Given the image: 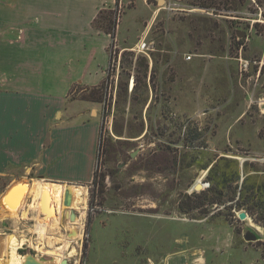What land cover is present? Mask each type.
Here are the masks:
<instances>
[{"label":"rangeland","instance_id":"1","mask_svg":"<svg viewBox=\"0 0 264 264\" xmlns=\"http://www.w3.org/2000/svg\"><path fill=\"white\" fill-rule=\"evenodd\" d=\"M6 1L18 9L19 0ZM205 4L184 0L183 10L167 11L160 10L155 0H124L121 9L118 0H104L93 8V15L89 12L87 29L93 35L91 39L94 37L95 45L104 42L106 46L103 80L84 88L79 81L73 82L62 97L56 96L59 100L52 103L49 118L50 129L65 121L100 122L93 176L87 156L94 137L90 141L92 135L87 131L80 137V144L85 146L88 141L87 150L80 147L74 156L81 166L63 174L71 179H88L63 182L66 188L71 187L75 199L71 207L57 200L56 215L48 221L39 210L36 194L28 192L16 213L8 212L3 201L13 183L43 182V172L29 170L24 177L0 175V264H8L12 236L17 238V246L21 243L20 254L45 257L46 264H60L63 259L73 264H124L135 256L145 264V257L159 255L158 241L153 242L156 234L178 237L185 228L183 222H178L169 230L170 222H161L153 215L187 223L205 218L198 209H187L186 203V197L203 192L194 189L200 176L208 171L199 167L202 163L227 151L241 162L257 164L264 176V0H208ZM32 18L38 21L37 16ZM206 22L217 27L208 38L205 35L209 32L197 33L191 27H203ZM109 32L116 33L122 51L117 100L126 87L129 95L125 120L119 122L124 123L122 137L114 129V121L120 118L116 107L104 110L110 61V38L104 33ZM24 33L11 32L17 39H23ZM85 36L86 31H74V40H86ZM143 40L153 42L154 50L138 53L137 45ZM94 50L97 53V47ZM150 53L155 54L154 60ZM188 55L192 59L187 60ZM142 56L151 61L147 78L143 77L144 68L136 66ZM11 59L16 61L15 52H11ZM97 60L100 65L102 60ZM244 62L249 63L247 68ZM133 80L134 85L138 83L136 90H144L146 81L150 87V101L145 108L137 101V94L131 97ZM112 115V131L107 129L105 144L110 139L124 140L116 143L122 154L111 160L104 154L99 164L102 131ZM141 131L142 135L136 136ZM76 188L84 194H78ZM214 208L207 217L227 221L233 227L237 245L243 248L239 264H264V227L244 209L236 210L247 213L248 218L242 220L234 210ZM70 209L77 213L74 221L69 219ZM45 221L48 224L41 234L40 222ZM74 229L77 234L73 235ZM249 230L262 235L247 240L244 236Z\"/></svg>","mask_w":264,"mask_h":264},{"label":"crops","instance_id":"2","mask_svg":"<svg viewBox=\"0 0 264 264\" xmlns=\"http://www.w3.org/2000/svg\"><path fill=\"white\" fill-rule=\"evenodd\" d=\"M103 3L104 0H27V3L19 0L17 9L0 0V175L24 177L29 170H34L44 173L43 182H83L88 178L71 179L63 173L81 166L74 156L80 147L84 152L87 150L88 141L84 146L80 144V137L90 131L94 146L88 150L87 157L93 176L100 122L97 119H89L88 123L65 121L50 129L49 114L52 103L59 100L56 96L62 97L73 82L79 81L84 88L103 80L101 67L107 63L106 46L104 42L95 45L87 29L93 8ZM33 16L38 21H32ZM18 30L25 32L23 39L11 34ZM41 31L44 32L41 34ZM60 31L66 33L59 35ZM74 31L78 34L86 31V40H74ZM11 52L16 53V61L11 59ZM98 58L102 60L100 65L96 64ZM92 130L95 131L92 133ZM153 216L161 222H170L169 230L178 222H183L185 228L178 237L156 234L153 242L158 241L160 248L156 254L159 255L145 257V264L242 263L243 248L235 241L233 227L222 217L217 220L205 217L187 223L172 217ZM141 259L135 256L124 264H144Z\"/></svg>","mask_w":264,"mask_h":264},{"label":"trees","instance_id":"3","mask_svg":"<svg viewBox=\"0 0 264 264\" xmlns=\"http://www.w3.org/2000/svg\"><path fill=\"white\" fill-rule=\"evenodd\" d=\"M205 1L208 0H199V4L206 5ZM191 27L197 33L209 32V34L205 35L207 38L214 29H217L216 26H212L208 22L203 27L200 24H192ZM154 55L150 53L153 60ZM150 62V59L145 56L138 57L136 62L137 68L140 70L144 68L143 77L145 78H147L150 70ZM137 84L134 85L131 97L137 94V101L142 104V108H145L150 101L151 90L147 81L144 90H136ZM125 89L121 90L118 95L116 105V112L120 118L118 122L117 120L114 121V129L119 137H122L124 133V123L122 122L121 124L119 122L121 118L125 120V105L129 101L127 87ZM142 133L143 131L136 136H141ZM122 141L124 140L118 139V142L109 140L104 148V153L109 157V160L118 158L122 154V148L116 146V143L122 144ZM199 167L208 170V180L211 182V188L194 196L186 197L187 209H198L204 217L209 216L215 206H224L225 209L230 211L244 209L255 222L264 227V176L257 164L249 163L248 161L241 162L239 159L229 156L226 151L224 155L212 157ZM95 179H97V173ZM229 202L232 203L229 204ZM260 235L262 234H257L258 238L261 237ZM262 244L264 246V240Z\"/></svg>","mask_w":264,"mask_h":264},{"label":"built area","instance_id":"4","mask_svg":"<svg viewBox=\"0 0 264 264\" xmlns=\"http://www.w3.org/2000/svg\"><path fill=\"white\" fill-rule=\"evenodd\" d=\"M124 0H118V7L119 9L122 8ZM146 3H148L149 0H144ZM158 3L160 10H167V11H180L183 10V2L184 0H155ZM203 12H207L205 10H202ZM121 12V10H120ZM210 13V12H209ZM121 15V13H120ZM116 30V28H115ZM107 36L110 38V61L107 68V82H106V94L104 98V110L106 111H113L116 107V100H117V90H118V83H119V76H120V69H121V63H122V51H120V45L119 40L115 32L108 33ZM154 50L153 42L147 43L146 41H142L140 44L137 45V52L138 53H145L148 54L147 51ZM187 60L192 59L191 55H188L186 57ZM248 62H244V67L247 68ZM134 88V80L131 84V89ZM112 119L113 115L109 119V122H106V127L104 126L102 131V136L100 139V146H99V164L103 161L104 157V148L106 143V131H112ZM105 125V124H104ZM208 171H205L200 178L197 180V185H199V188L197 185L194 186V189L197 192L205 191L211 188V182L208 180ZM6 206V204L4 203ZM7 207V206H6ZM8 208V207H7ZM236 212V210H234ZM237 217L239 216V213L236 212Z\"/></svg>","mask_w":264,"mask_h":264},{"label":"bare ground","instance_id":"5","mask_svg":"<svg viewBox=\"0 0 264 264\" xmlns=\"http://www.w3.org/2000/svg\"><path fill=\"white\" fill-rule=\"evenodd\" d=\"M60 184L61 183L57 184V183H53V182H49V181L36 182V183L34 182V183H30V184L25 183V182H21V181L16 182L13 185H11L10 191L8 190L4 194L3 201L6 204V206L8 207V209H7L8 212L16 213L18 211V209L24 203V199L26 198L28 192L36 194L39 198V201H38L39 202L38 203L39 210L43 211V216L45 218H47L49 221V217H50V220H52L56 215L57 200L60 199L62 202L64 201L65 190L67 188L65 187L64 184L63 185H60ZM73 186L77 187L76 185H73ZM74 191H76L78 194H81V195L84 194V192L78 188H76ZM41 200H42V204H41ZM14 201H18L17 206L15 208H13L11 206V203H13ZM84 209H85V207H84ZM46 223H47L46 221L40 222V226L38 223L39 231L41 234L44 233L46 230V227H45ZM73 231H74L73 235L77 234V230L74 229ZM15 238L16 237L12 236L9 239L10 240V259L8 261V264H23V262L25 260V256L19 253L18 248L21 245V243H19V246H17ZM51 253L59 256V253H57V251H51Z\"/></svg>","mask_w":264,"mask_h":264},{"label":"water","instance_id":"6","mask_svg":"<svg viewBox=\"0 0 264 264\" xmlns=\"http://www.w3.org/2000/svg\"><path fill=\"white\" fill-rule=\"evenodd\" d=\"M9 191H10V189H9ZM17 202L18 201H14L13 203H11V206L13 208H15L17 206ZM63 203L67 207H71L72 206V203H73V192H72L71 187L67 188L65 190ZM68 214H69L68 215L69 219L71 221H74L77 218V213H76V211L74 209H71ZM239 217H240V219L245 220V219L248 218V215H247L246 212H241L239 214ZM244 237L247 240H254V239L258 238L257 234L254 233L252 230H249ZM46 262H47V259L45 257H41L40 259H38L33 254H26L23 264H46ZM60 264H73V263L69 262L68 259H63Z\"/></svg>","mask_w":264,"mask_h":264}]
</instances>
